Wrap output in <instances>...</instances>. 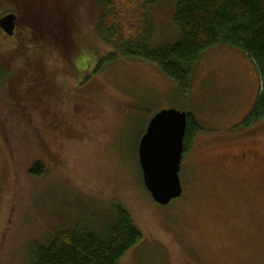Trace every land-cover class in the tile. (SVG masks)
Returning a JSON list of instances; mask_svg holds the SVG:
<instances>
[{"label": "rangeland", "instance_id": "374dc122", "mask_svg": "<svg viewBox=\"0 0 264 264\" xmlns=\"http://www.w3.org/2000/svg\"><path fill=\"white\" fill-rule=\"evenodd\" d=\"M98 1L67 0L63 8V37L74 30L89 48L79 42L77 73L51 56L59 92L49 88L47 99L41 92L33 101L32 83L19 82V72L0 85V264H30L33 242L62 228L101 230L115 204L143 236L121 264H264V165L240 171L234 159L249 149L264 155V118L248 122L261 88L255 65L218 45L192 66L186 88L156 64L120 54L97 70L114 52L96 32ZM145 13L147 45L177 42L173 0ZM13 57L20 62L25 53ZM164 109L187 113L199 129L183 157V195L168 206L146 190L138 153L145 113ZM36 160L46 165L40 177L29 173Z\"/></svg>", "mask_w": 264, "mask_h": 264}, {"label": "trees", "instance_id": "16d2710c", "mask_svg": "<svg viewBox=\"0 0 264 264\" xmlns=\"http://www.w3.org/2000/svg\"><path fill=\"white\" fill-rule=\"evenodd\" d=\"M158 1L99 0L98 5H93L96 9L97 35L114 50L101 58L97 70L105 63L115 61L120 54L156 64L178 87L186 88L192 66L204 52L218 45L231 46L241 50L253 62L261 80L260 95L248 122L252 124L263 119L264 0H173L178 40L174 44L151 48L146 41L152 33V27L147 24L145 11ZM66 2L0 0V17L9 13L17 16L12 37L0 28V85L15 80V74L19 72V82L32 83L29 86L32 100L42 97L44 100L47 99L44 91L51 88L59 92L61 89L52 75L51 56H61L64 68L77 73L72 62L83 57L81 43L87 48L89 46L81 39H74V30L71 40L63 37L64 24L68 18L67 12L63 10ZM7 5L16 8H8ZM15 53H25L24 59L12 63ZM29 54L32 59L28 58ZM64 94L62 90V96H57L62 99ZM145 117L147 128L153 116L147 111ZM198 130L189 115L185 151ZM45 167L43 161L36 160L29 173L40 177ZM113 211L101 230H89L80 225L65 227L51 232L44 242H33L30 264H121L124 256L142 241L143 236L124 207L115 204Z\"/></svg>", "mask_w": 264, "mask_h": 264}, {"label": "water", "instance_id": "95a60500", "mask_svg": "<svg viewBox=\"0 0 264 264\" xmlns=\"http://www.w3.org/2000/svg\"><path fill=\"white\" fill-rule=\"evenodd\" d=\"M16 26V14L9 13L0 18V28L7 36L15 34ZM188 116L176 109L159 111L149 121L139 143L144 186L160 206H168L183 195L180 173Z\"/></svg>", "mask_w": 264, "mask_h": 264}, {"label": "flooded vegetation", "instance_id": "af4514ba", "mask_svg": "<svg viewBox=\"0 0 264 264\" xmlns=\"http://www.w3.org/2000/svg\"><path fill=\"white\" fill-rule=\"evenodd\" d=\"M236 158L240 162V167L238 168L240 171H242V166L248 162H256L259 165H264V155H261L259 151H252V150H246V151H240L238 155H234V159Z\"/></svg>", "mask_w": 264, "mask_h": 264}]
</instances>
